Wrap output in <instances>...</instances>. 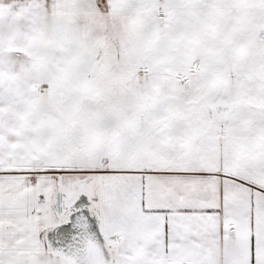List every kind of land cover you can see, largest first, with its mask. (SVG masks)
Listing matches in <instances>:
<instances>
[{"label": "snow or ice", "instance_id": "1", "mask_svg": "<svg viewBox=\"0 0 264 264\" xmlns=\"http://www.w3.org/2000/svg\"><path fill=\"white\" fill-rule=\"evenodd\" d=\"M0 264H264V0H0Z\"/></svg>", "mask_w": 264, "mask_h": 264}]
</instances>
